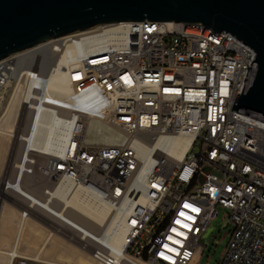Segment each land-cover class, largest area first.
I'll return each instance as SVG.
<instances>
[{
  "label": "built area",
  "instance_id": "1",
  "mask_svg": "<svg viewBox=\"0 0 264 264\" xmlns=\"http://www.w3.org/2000/svg\"><path fill=\"white\" fill-rule=\"evenodd\" d=\"M99 27L98 49L65 65L59 57L76 34L0 60V93L19 101L12 138L21 145L24 175L40 188L33 200L20 174L0 178V200L8 193L19 202L10 248L23 250L28 219L52 215L63 222L52 229L96 264H199L200 242L221 207L232 234L217 264H264V122L232 111L256 52L200 23ZM58 68L72 90L65 96L46 86ZM41 114L68 132L67 142L47 152L29 143ZM93 121L107 127L113 144L100 132L85 137ZM182 137L189 144L177 159L169 143ZM61 183L107 203L109 223L95 230L62 218L52 195ZM118 233L120 246L112 242ZM12 264L33 263L16 255Z\"/></svg>",
  "mask_w": 264,
  "mask_h": 264
},
{
  "label": "water",
  "instance_id": "2",
  "mask_svg": "<svg viewBox=\"0 0 264 264\" xmlns=\"http://www.w3.org/2000/svg\"><path fill=\"white\" fill-rule=\"evenodd\" d=\"M142 21L200 23L253 49L232 111L264 122V0H0V60L53 38Z\"/></svg>",
  "mask_w": 264,
  "mask_h": 264
},
{
  "label": "bare ground",
  "instance_id": "3",
  "mask_svg": "<svg viewBox=\"0 0 264 264\" xmlns=\"http://www.w3.org/2000/svg\"><path fill=\"white\" fill-rule=\"evenodd\" d=\"M99 28L97 26L88 31L77 33V43L75 45H69L64 50L61 57H59L60 63L65 65L72 57L90 53L94 49H98L97 44H99L100 38L95 36V33ZM46 86L49 91L59 96L68 95L72 91L63 68H58L48 73ZM18 108L19 101L12 97L0 113V178L5 175L4 162L7 164L13 147L16 145L18 155L9 176H14L17 179L20 174L21 181L26 186L28 179L31 177L24 175L25 167L22 165L23 153L20 154L21 145L12 138L13 132L15 134L14 122ZM107 130V127L103 123L93 121L87 129L85 137L89 138L100 132L103 143L113 144L114 138L106 135ZM67 141L68 132L63 128L58 119L48 114L37 116L29 129V143L35 144L37 150L41 152H47L50 147L63 145ZM169 144L171 147L170 154L177 159H181L188 147L189 139L182 137ZM23 193L29 195L33 200L35 199V194L32 190H30V193L25 191ZM52 195L56 199L53 202L55 207H58L59 211L64 213V216L60 215L62 218H65L66 214L72 219L95 230L106 226L112 218V213L107 203L100 202L88 194H84V191L80 188H72L69 183H61L55 187ZM23 199L21 198L22 202L24 201ZM46 208L50 209L48 207ZM38 210L41 209L38 208ZM17 212V209L7 200H0V264H12L16 255L26 257L41 264H96L89 253H85L80 249L78 243L70 242L65 236L59 235L52 229V227L57 228L56 230L58 232V227L44 224L36 218H30L26 221L21 240L23 247L26 245L31 254H26L24 250L14 252L11 248H7L9 242L6 232L8 231L12 214ZM48 218L58 225L63 223L52 215H49ZM39 241H42V243L38 244ZM112 242L114 245L120 246L121 234L118 233L112 239Z\"/></svg>",
  "mask_w": 264,
  "mask_h": 264
},
{
  "label": "rangeland",
  "instance_id": "4",
  "mask_svg": "<svg viewBox=\"0 0 264 264\" xmlns=\"http://www.w3.org/2000/svg\"><path fill=\"white\" fill-rule=\"evenodd\" d=\"M10 91L2 92L0 93V113L4 110L8 103V97ZM196 149V148H195ZM17 146L14 145L11 156L9 157V160L7 164L4 162V168H5V175H9L11 171L13 170V166L15 164V159H17ZM15 170V169H14ZM37 178L31 177L27 181V187L32 190L34 194L40 193V188L36 187L34 184H36ZM7 200L9 203L13 205L14 208H16V205L19 204L18 200L16 198L11 197L8 193L3 197V200ZM217 215L209 224L207 234H205L200 242V246L202 247L201 251V257L199 264H217L219 260L221 259L222 255L225 252V249L229 243L231 234H232V228L231 225L227 224L229 223V212L221 207L217 208ZM19 213H13L12 218L8 227V231L6 232L8 236V247L10 248L13 239L16 232V219L18 217ZM38 218L40 222H43L44 224H51L56 226L55 222L50 221L43 215H38ZM42 241H39L38 244H41ZM24 252L26 254H31L30 250L24 245ZM30 257V256H28ZM33 264H41L36 261L32 260Z\"/></svg>",
  "mask_w": 264,
  "mask_h": 264
}]
</instances>
